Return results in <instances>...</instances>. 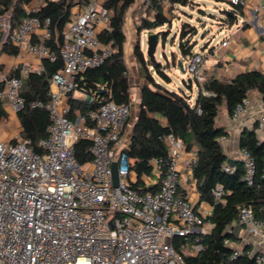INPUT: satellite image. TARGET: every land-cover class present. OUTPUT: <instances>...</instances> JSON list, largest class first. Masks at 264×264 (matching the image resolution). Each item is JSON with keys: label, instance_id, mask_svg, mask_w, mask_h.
Returning <instances> with one entry per match:
<instances>
[{"label": "built area", "instance_id": "built-area-1", "mask_svg": "<svg viewBox=\"0 0 264 264\" xmlns=\"http://www.w3.org/2000/svg\"><path fill=\"white\" fill-rule=\"evenodd\" d=\"M36 1V7L25 8L27 14L18 27L11 29L9 18L0 16V42L7 38L19 51L41 60L37 67L25 63L19 76L0 75V102L15 113L25 102L21 93L24 79L30 72H40L44 59L55 58L46 44L52 33L51 20L32 14L42 3ZM168 1L163 0L165 4ZM245 3L229 0L228 9ZM251 11L264 16V2ZM110 29L109 10L99 0H90L73 13L63 32V67L49 81V100L31 102L33 107L47 109L51 120L47 137L38 142L40 150L19 133L0 141V264H184L174 239L193 235L194 241L186 246L192 247L194 254L202 249L196 234L205 231L214 206L180 190L182 181L188 180L179 168L180 158L187 151L183 141L167 135V158L150 161L157 179L142 175L139 180L127 152L129 139L125 138L132 114L129 103L108 101L95 111L71 115V99L92 100L78 88L77 78L113 53L112 41H102L98 36ZM218 43L226 46L229 40ZM187 60L185 71L204 83V54L195 51ZM248 105V98L237 103L232 117L238 118ZM80 139L91 142L92 158L85 163L75 155ZM188 157L192 171L196 155ZM241 160L245 178L251 180L254 157L242 149ZM115 161L117 185L112 174ZM226 169L232 171L233 167L228 164ZM222 194V186L213 189L215 199ZM237 225L264 242V222L251 208H240ZM240 252L237 248L231 258ZM255 256L264 264V253Z\"/></svg>", "mask_w": 264, "mask_h": 264}, {"label": "trees", "instance_id": "trees-1", "mask_svg": "<svg viewBox=\"0 0 264 264\" xmlns=\"http://www.w3.org/2000/svg\"><path fill=\"white\" fill-rule=\"evenodd\" d=\"M33 0H0V16L11 12L9 24L11 29L18 27L26 16L25 5ZM221 2L224 0H215ZM90 0H42L39 7L32 12L41 18L51 20V36L46 44L51 48L55 58L43 60L40 72H30L24 79L22 95L25 102L17 117L20 122V136L31 142L36 150H40L38 142L47 137L50 115L44 107H33L31 102L49 100V81L63 67L60 49L63 42V32L73 16V8L86 6ZM136 0H104L102 5L110 13V30L99 33L102 41H112L113 53L96 67H89L80 72L78 88L92 96V100L71 99V115L77 112L87 114L97 110L108 101L129 103L132 105L131 85L128 67L124 57L125 15ZM148 15L143 16L137 25V41L133 48L134 58L144 71L145 82L140 86L141 103L129 139L128 156L133 159V169L139 180L142 175H152L153 158H167L168 146L166 136L169 134L181 139L187 151L196 148V161L192 166V176L196 181V189L201 200L213 204L214 211L208 220L209 229L200 232L199 243L202 249L197 253H186L183 247L189 239L176 237L174 247L184 260V264H259L256 254L250 255L248 248L241 249L236 258H231L237 248L234 228L237 226L238 213L241 207H249L256 218L264 222V140H260L255 130H245L239 138L241 149L248 150L254 157L255 171L251 180L245 178V168L238 161L233 170H227L228 156L224 152L221 138L227 135L223 126L216 124L220 106L224 105L228 114L232 115L237 103L248 98L251 90H257L263 97L264 104V71L249 70L238 73L229 80L208 77L200 84L194 80L200 90L192 101L191 95L180 90H170L157 80L151 70L165 80L170 77L166 65L156 59L152 62L141 46L140 37L144 31L153 33L163 26L171 27L169 15L185 6L196 7L194 0H145ZM202 10V9H201ZM238 16L242 14L243 6L233 9ZM203 11V10H202ZM216 24L229 26L235 23L233 15H217ZM188 20L182 21L178 32V52L184 58L191 56L197 46L195 36L197 26ZM164 30L157 32L158 39L164 43L168 35ZM0 53L17 55L19 47L5 39L0 42ZM173 54V53H172ZM175 59V66H176ZM150 68V70H149ZM152 68V69H151ZM17 68L9 76H19ZM189 80H193L191 77ZM2 84L0 83V88ZM202 88L205 93H203ZM7 116V111L0 102V121ZM131 118V117H130ZM130 120V119H129ZM129 122V121H128ZM91 142L80 139L75 146V155L81 163L88 162L92 156L89 152ZM222 186L223 194L215 199L213 189ZM136 188L137 185H135ZM229 241L230 243H226ZM258 254V253H257Z\"/></svg>", "mask_w": 264, "mask_h": 264}, {"label": "crops", "instance_id": "crops-1", "mask_svg": "<svg viewBox=\"0 0 264 264\" xmlns=\"http://www.w3.org/2000/svg\"><path fill=\"white\" fill-rule=\"evenodd\" d=\"M34 1L36 0H33L32 2ZM99 1L100 3H102L104 0ZM224 1L229 3V0ZM263 2L264 0H246V3L243 6L242 14L238 16V22L235 21L234 24L223 27L215 23L213 25L217 27V29L215 30L219 32L221 31L222 36L220 38H217L216 40L209 38L201 46H199L198 49L195 48L194 51H199L204 54L207 66V78L212 76L226 81L233 78L240 72L254 69L264 71V16L261 12L252 13L251 11ZM137 6L138 0H136V2L128 9L125 15L124 32L126 35V41L124 42V57L128 69L129 65L126 60V53H128V55L130 56L132 67H134L136 71L139 72L138 63L135 60L133 54V48L138 37L136 28L139 22H131L130 24L127 23V15L130 14V12L136 11V9L139 8ZM142 6L145 11L143 16L148 15L145 0L142 1ZM80 7L83 6L78 5L74 7L73 13H75ZM225 28L228 29V33L224 34ZM146 32L147 31H144L140 37L143 50L144 44H146V41H144L143 39V35ZM214 32L215 31L212 30L211 32H209V34L214 35ZM227 39L229 40V43L226 46H222L221 43H218L219 41L222 42L223 40ZM36 40L37 38L36 36H34L33 41ZM160 41L161 40L158 39V45ZM165 42L162 43L163 51L160 56H165L167 59H169L170 56L168 57V53L165 50ZM173 52H178V48L175 51L172 50L171 54ZM179 60L182 61L185 71V67L187 66L186 62L188 64V60L181 55L177 57L176 66H173V64L169 63L170 69H174L175 71H177L179 69ZM27 62L30 63L33 67H37L41 64V60L24 51H19L17 55L0 53V75H9L11 71L17 68H20L21 74V69ZM182 81L184 82V85H186L187 89L185 90L181 88V90L185 91L186 94L191 95L192 98V94L194 92V84H196L198 94L200 87L194 80L191 81L188 79V81H185L182 79ZM144 82L145 77L143 78V82L141 83V85ZM196 97L197 96H195V99ZM248 99L249 105L247 107V110L238 118L234 119L232 115L228 114L224 105H222V110L220 109V106L218 116L216 118V124L225 127L228 132L226 136L221 138V144L224 148V152L229 158L236 160V163L238 161L242 162V149L239 146V138L245 130H255L258 138L260 140H264V123L262 122V117L264 116L263 97L257 90H251L248 94ZM194 100L192 99V101ZM140 103L141 96L139 91V106ZM2 105L7 111V116L2 119V125H8L7 128L9 131V135L7 139H10L16 133L20 134L21 126L17 117V112L15 113L7 103H2ZM190 154L196 155L195 147L190 151H186V153L180 158L179 161V168L182 176L184 177V179L185 177L188 178L187 181H182L180 190L185 195L193 197L197 200L200 199V196L196 189V181L190 174L192 173V171L188 165V156ZM151 178L152 180H155L157 179V176L151 175ZM139 184L141 185V183ZM236 230L237 229L235 227L234 232ZM236 239V241L232 242L236 248L245 249L247 247L249 249L248 253H250V255L264 253V242L257 235L250 233L246 228H240V230L237 232Z\"/></svg>", "mask_w": 264, "mask_h": 264}, {"label": "rangeland", "instance_id": "rangeland-1", "mask_svg": "<svg viewBox=\"0 0 264 264\" xmlns=\"http://www.w3.org/2000/svg\"><path fill=\"white\" fill-rule=\"evenodd\" d=\"M142 1L143 0H138V6L139 8L136 9L134 12H130L127 16V23H137L140 22L141 17H143V14L145 13L144 8L142 6ZM196 3V7H191V6H185L183 10L181 11L179 8H176L174 12H172L171 15H169V18L172 20L171 27L163 26L164 28H157L153 31V33H157L160 30H164L167 33H170L168 35V39L165 42V50L168 53V57L170 56L169 59H167L165 56H160L162 51H163V45L162 42L160 41L157 51H156V59L166 65V70L167 73L170 77L169 80H165L160 78L157 73L154 71V69L151 70L152 74L154 77L161 81L168 89L170 90H176L180 91L182 89H187L186 85H184V82L182 81H188L190 78V74L187 71H182L180 68L175 71L174 69H170V64L175 65V59L180 55L179 52H173L171 54L172 50H177V44L179 42V36L178 32L182 26V21L183 20H188L191 23H193L195 26H197L198 33L195 36V39L197 41V46L196 49L199 48L207 39L212 38L216 40L217 38H220L222 36L221 31H217V27L213 26L216 23V19H214L217 15H220V11L222 9H228L230 8V4L226 1H221L217 2L215 0H194ZM37 1L31 2L30 4L25 5V8L30 9L32 7L37 6ZM203 11H202V10ZM135 15H134V14ZM139 13V14H137ZM11 15V12H8L5 14V17L9 18ZM137 17V18H136ZM215 31L214 35L209 34L211 31ZM228 33V29H224V34ZM147 35L148 33L146 32L143 35L144 41H146V44H144V51L145 55L147 52ZM207 35V36H206ZM206 36V37H205ZM126 60L129 65L128 69V75L130 79V85H131V96H132V114L131 118L128 122L126 133H125V138L129 139L131 137L132 129H133V124L136 120V117L138 115L139 109V91H140V86L141 83L143 82L144 78V71L141 69V67L138 65L139 72L136 71L134 67H132L130 56L128 53H126ZM187 65V62H186ZM150 70V68H149ZM188 92V91H187ZM195 96H197V86L194 84V92L192 94V99H195ZM223 106H221L222 110ZM8 125H2L0 128V141H3L7 139L9 135L8 131ZM210 224H206L204 227L205 230L209 229ZM183 250L186 253H193V248L192 247H187L186 245L183 247Z\"/></svg>", "mask_w": 264, "mask_h": 264}, {"label": "water", "instance_id": "water-1", "mask_svg": "<svg viewBox=\"0 0 264 264\" xmlns=\"http://www.w3.org/2000/svg\"><path fill=\"white\" fill-rule=\"evenodd\" d=\"M222 15H233L235 18V21L238 22V15L233 13V10L231 9H222L220 11ZM158 47V35L157 33H148L147 35V52L146 56L152 61H156V51ZM179 68L184 71V66L181 60L178 62ZM227 163L230 166H235L236 165V160L232 158H227ZM112 174H113V180L114 184L117 185L119 181V175H118V163L115 161L113 162L112 165ZM241 226L237 225L236 226V231L234 232V235L237 237V232L240 230Z\"/></svg>", "mask_w": 264, "mask_h": 264}]
</instances>
